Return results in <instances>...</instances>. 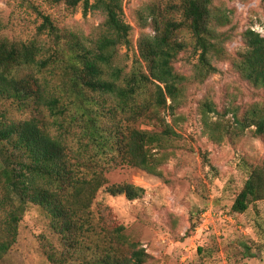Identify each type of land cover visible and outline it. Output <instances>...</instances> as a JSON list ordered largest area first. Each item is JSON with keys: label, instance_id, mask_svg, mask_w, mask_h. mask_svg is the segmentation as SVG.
<instances>
[{"label": "trees", "instance_id": "16d2710c", "mask_svg": "<svg viewBox=\"0 0 264 264\" xmlns=\"http://www.w3.org/2000/svg\"><path fill=\"white\" fill-rule=\"evenodd\" d=\"M22 1L38 6V0ZM42 1L73 10L82 5L85 13L101 10L105 20L96 40L86 45L50 14L41 12L40 31L52 41L48 48L36 39L2 36L0 21V102L47 109L58 127V133L52 134L36 116L0 124V262L17 243L21 221L34 204L44 211L60 240L59 247H45L52 264H156L126 234L125 226L117 223L109 205L98 202L93 207L101 189L130 200L145 192L132 183H110L103 162L110 159L160 174L177 136L161 110L176 112L188 80L176 70V59L192 44L199 55L197 79L202 82L218 73L212 57L223 56L225 49L215 23L223 25L229 17L214 5L215 0L149 5L154 34L139 40L135 65L125 72L115 64L120 50L132 46V26L124 18L125 0ZM244 37L246 49L233 65L264 91V36L247 29ZM44 52L48 55L40 58ZM50 65L53 73L58 71L57 84L31 70ZM204 109L205 114L216 112L223 117L213 124L205 119L214 140L239 137L250 129L264 138V99L223 112L207 101ZM228 111L233 112V120L224 118ZM142 119L158 121L162 130L137 127ZM73 143H78L77 149ZM263 199L264 158L248 169L232 211L246 213Z\"/></svg>", "mask_w": 264, "mask_h": 264}, {"label": "rangeland", "instance_id": "374dc122", "mask_svg": "<svg viewBox=\"0 0 264 264\" xmlns=\"http://www.w3.org/2000/svg\"><path fill=\"white\" fill-rule=\"evenodd\" d=\"M167 1H124V18L132 26V46L120 50L115 64L125 72L135 65L139 40L154 34L149 5ZM36 3L37 8L22 0H0L2 36L23 41L36 39L48 48L52 41L40 31L41 12L50 14L59 26L86 45H91L101 32L105 20L101 10L85 13L82 5L73 10L65 4H46L42 0ZM214 5L229 17L223 25L215 23L223 37L225 54L212 57L219 72L202 82L197 79L199 55L194 46L189 44L178 55L176 70L188 80L176 112L161 110L165 123L173 127L177 136L168 159L160 166V174L107 159L103 169L110 183H132L143 187L145 192L142 197L130 200L101 189L93 205L95 208L98 202L109 205L117 223L125 226L126 234L139 242L156 264H264V199L246 213L232 211L233 199L243 187L248 169L264 158V138L250 129L239 137L214 140L206 129L205 119L212 123L223 117L216 112L204 113L207 101L223 112L264 99V91L244 79L233 65L246 49L247 29L264 36V0H215ZM185 38L190 41L189 35ZM47 55L44 52L40 58ZM50 67L31 70L57 84L58 71L53 73V66ZM35 116L46 123L52 134L58 133L55 117L49 110L20 108L11 100L0 102V124ZM224 118L233 120V112L228 111ZM136 126L162 130L158 121L153 123L150 119L139 120ZM73 145L78 148V143ZM206 207L213 208L211 225L209 230L198 232L200 213ZM46 245L59 247V237L50 229L44 211L31 204L21 221L17 243L0 264H52L46 255Z\"/></svg>", "mask_w": 264, "mask_h": 264}, {"label": "built area", "instance_id": "2783aa9c", "mask_svg": "<svg viewBox=\"0 0 264 264\" xmlns=\"http://www.w3.org/2000/svg\"><path fill=\"white\" fill-rule=\"evenodd\" d=\"M211 207H206L203 209L200 213V222L196 226V230L199 232L200 230H209L211 225V219L212 215H214V212Z\"/></svg>", "mask_w": 264, "mask_h": 264}]
</instances>
